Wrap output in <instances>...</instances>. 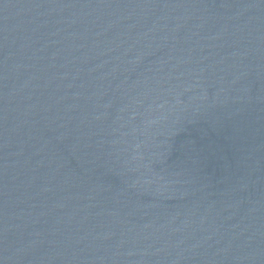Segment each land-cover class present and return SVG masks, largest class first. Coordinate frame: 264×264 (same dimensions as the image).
Wrapping results in <instances>:
<instances>
[{
    "label": "water",
    "instance_id": "water-1",
    "mask_svg": "<svg viewBox=\"0 0 264 264\" xmlns=\"http://www.w3.org/2000/svg\"><path fill=\"white\" fill-rule=\"evenodd\" d=\"M0 264H264V0H0Z\"/></svg>",
    "mask_w": 264,
    "mask_h": 264
}]
</instances>
